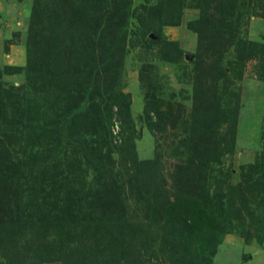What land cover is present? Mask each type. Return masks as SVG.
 Masks as SVG:
<instances>
[{
  "label": "rangeland",
  "instance_id": "rangeland-1",
  "mask_svg": "<svg viewBox=\"0 0 264 264\" xmlns=\"http://www.w3.org/2000/svg\"><path fill=\"white\" fill-rule=\"evenodd\" d=\"M36 1L0 0V192L9 193L1 183L9 164H28L19 181L26 204H18V196L15 202L0 200V216L7 220L12 213L3 210L15 206L27 225L26 214L42 217L46 200L70 211L61 223H40L32 231H3L10 225L0 223V264H264V0L131 1L112 87L121 102L113 109L116 124L104 148L100 182L96 163L83 150L92 149L94 139L85 137L111 103L110 93L102 92L106 79L100 78L88 101L75 81L72 90L53 86L59 74L50 72L67 65L66 78L71 66L79 70V42L70 36L80 29L81 12L68 1L71 7L35 21ZM44 19L48 25L36 39L34 23ZM203 20L210 33L201 47L192 24ZM63 29L69 34L49 39ZM46 41L48 48L42 47ZM42 62L44 77L37 71ZM204 109L207 116L196 113ZM232 110L237 115L231 125L213 120ZM206 123L211 131L200 129ZM123 133L133 134L130 174L122 171L123 155L131 154L121 150ZM191 161L193 174L199 173L195 165L204 166L198 180L203 177L202 190L214 207L203 218L196 207L192 217L185 216L186 192L171 187L174 166ZM60 174L66 178L57 181ZM36 187L45 199L31 203L41 196ZM95 191L102 196L97 207ZM114 200L121 203L120 217L105 214ZM161 200L186 218L168 228L167 218L154 216ZM91 218H99V228ZM39 236L46 246L34 252ZM10 249L18 250L11 261Z\"/></svg>",
  "mask_w": 264,
  "mask_h": 264
},
{
  "label": "trees",
  "instance_id": "trees-1",
  "mask_svg": "<svg viewBox=\"0 0 264 264\" xmlns=\"http://www.w3.org/2000/svg\"><path fill=\"white\" fill-rule=\"evenodd\" d=\"M68 1L75 2L77 6L80 7V12H81V22L79 23V27H78L81 30L80 29L74 30L73 32H71L72 35L70 36V38L76 39L79 42V45H76L78 47L76 51H79V53L81 52V54L79 55V59H78L79 70L76 71L74 67L71 66L72 69L68 70L67 72L68 73L67 76H69L70 78L69 77L63 78V76H66L65 72L67 69V65L64 66L62 70H58L57 72L52 71L50 73H52V75H55L57 73L59 74L58 81L52 82L53 86L55 87L66 89V90H72L75 87L73 86L72 83H74V81L77 82V85L81 86V87L79 86L80 91L85 93L83 101L85 99L86 101H88L91 98V96L97 94L96 87H97V83L100 81V78H103L104 76L106 79V83H105L106 86L102 89V92L110 93V96H112L110 97L111 103L107 107L106 112L103 113L102 118H100V124H98L96 129L93 130L92 134H89L85 137V140L90 137L91 139L92 138L94 139L93 146L91 147L92 149L83 150L87 156V159L89 161H93L94 164L96 163L95 170L97 173H99L97 175V178L98 180L100 179L99 180L100 182L102 180L100 178V175H101L100 173L101 172L104 173L105 171L103 168V161H102L103 154H104V148L106 144L109 143V141L111 142V133L113 131V126L116 124L114 122L115 119L113 118V111H114L113 109L115 105H119V103L121 102V99H120L121 96L117 95L118 94L116 93L117 90L114 93L112 87L115 86V81H117V77L119 73V67H120V64L122 63L121 61H122L123 45L128 35V24H129V17H130L129 8H130L132 0H72V1L60 0L58 3H55L54 1H48V0H37L35 3V7H34L35 8L34 10L35 21H38L41 18H46L52 12H56L57 10L61 11L65 9L66 7H71V5H68ZM53 19H57V22H58L62 18H61V15L59 14L58 17H53ZM78 21H80V19H78ZM36 23H34V27L37 30V33L35 35L37 39V34L40 33V30L43 31L47 27L48 22L47 20L44 19L42 20V22H39L37 24ZM52 25L50 27L54 28L55 23H53ZM192 25H193L192 27L196 31H198L201 36L199 43L202 47L204 40L206 38L208 39V36L210 33L209 24L207 23V21L203 20L199 24L193 23ZM66 30L67 29L65 30L63 29L58 32L52 31L51 35L49 34V39L52 37H55L56 33L62 37L66 36L67 34H69L68 33L69 30L68 31ZM81 37H84L85 41L83 42H85V44L81 42ZM46 42L48 44L46 43L42 47L48 48V46H50V42L48 41ZM68 46L70 48V45ZM42 53L44 57L43 60H45L46 55H47V50L45 49ZM65 59H68V57H65ZM69 64L72 65V62H70ZM42 65H43V62L38 64L37 67L40 69H38L37 71L41 75V77H44L45 74H43L44 71L42 70ZM61 71L62 73H60ZM52 78L54 77L51 76V79ZM120 106H121L119 107L121 109L120 114L121 116H123L124 115L123 109L125 107H123V105L121 104ZM71 110H69L68 112H71ZM72 112H71V116H74L75 113L72 114ZM196 113H200L201 116H204V117L207 116L208 114V112H206L205 109L204 111L199 110ZM236 115H237V111L232 110L229 112L221 113L218 116V119H214L215 117H213V120L214 121L217 120L218 124H221L222 122H228V124L231 125ZM69 117L70 115L67 114V117H65L64 119V123H66V121L68 122ZM210 118L212 119V117ZM207 124L208 123L201 126L200 129L204 127V129H207V131H211L212 127H210ZM65 134L66 133L64 132L62 134V137H65ZM130 135L131 133L127 137H125V134L123 133L122 134L123 141L121 142V150L125 151V148H127L130 150L129 152L131 153L129 154V156L125 154L122 157V158L127 157L126 160L123 161L124 165H122L123 167L122 171H124L127 174H130V170L134 167L133 161L135 160V154L133 151L134 149L133 141H131L133 138H130ZM132 136L133 134L131 135V137ZM81 138H82V134H81ZM62 160L66 162L65 158H62ZM129 160L131 161V166L128 165ZM45 162H47V160H45ZM9 166H13L11 169V172L6 173L5 175L6 179L4 180L5 182H1V183H5V185L8 186L9 193L0 192L1 193L0 200H3L7 203L13 199V201L15 202L16 200L15 198H17L16 196H18L19 199H22L18 202V204L25 205L26 196L24 195L25 191H22V190H24L26 187H22L19 181L22 179L25 169L26 167H28V164L27 165H22V164L16 165L14 163H10ZM193 166H194L193 161H191L190 163L178 162L174 166L171 172L173 176L171 187H172V190H174L173 188L175 186H179V187L181 186L182 191L186 192L185 199L183 200L184 206L186 207L187 205V211L185 213V216L192 217L191 207H196L198 209L197 213L200 214L199 216L203 218V216L205 217L207 215H210V212H212L211 209L214 207H212L208 203V195L202 190L203 189L202 182H204L203 177H200V180H198V174L203 173L205 171V168L203 169L204 166L195 165L194 169H196V172H199L198 174L197 173L193 174ZM65 169L69 170L67 167H65ZM40 170L44 171L43 165ZM61 177L66 178V176H64L63 174L61 176L60 174V175H57L55 179L59 181ZM163 177L164 176L162 175L161 178L163 179ZM62 187H63V184H60L59 188L62 189ZM59 188L58 187L56 188L57 192L60 191ZM16 189H17V192H16ZM35 189L33 190L35 191L38 190V192L40 193L43 192L42 190H40V188L36 187ZM172 190H171V193L173 192ZM20 191H22V193L18 194V192ZM70 191H72L71 188H69V192ZM12 194L13 195L15 194V196L13 197ZM99 196H100L99 192L96 193L95 191V195L93 199V205L95 207H97V205H99V203L102 200L101 199L102 196L101 197ZM44 197L45 196H43V194L41 193V196L38 197L37 195H35L31 199H29V201H31V203H33V201H37L38 203V200L43 199ZM114 202L115 200L113 201L111 206L108 205L104 208L106 210L105 214H109L110 216H113V217L115 216L120 217L121 212H119L118 209L121 207V203L117 202L116 204ZM157 203L158 204H155L153 208L155 210L154 216L159 215L160 216L159 218L161 219L167 218L166 221L167 223L169 222L168 228L169 226H171V223L172 224L176 223L175 220L182 219L183 221V219L186 218L185 216L184 217L182 216L184 213L177 212V210L175 211V208H172V206L169 207L162 200ZM106 204L107 203L103 202L102 205L100 206H103ZM183 204H181L180 206H177L178 209L179 207L182 208ZM40 206L46 209L42 213L43 218L40 215L38 217L35 214L28 213L26 214L27 215L26 220L28 221L27 225H24L22 222L19 221V214L18 212L14 211V209H16L17 207L13 206V207H9L8 209L6 208V210L5 211L3 210V212H6V211L11 212L12 215L10 216L8 215L7 220H4V218L0 216V223L8 224L10 225L9 226L10 228H8L7 226H4L2 230L4 231L5 229H12L13 232L16 233V231L23 232L27 228H30L32 231L34 229V226L38 228L37 225H40V223H47V222L48 224L61 223L60 222L61 215L66 217V215L70 211L69 208L65 209V208L60 207L56 201L52 203V201L49 202L46 200V201H43V204H41ZM19 208L20 207H18V209ZM169 214L170 215L172 214L171 218L170 217L168 218ZM9 219H11V221H8ZM90 220H91L90 222H92L90 224L96 223V225H98L97 228H99L100 224L102 223L99 220V218H96V220L94 218H91ZM186 221L187 220H185V222ZM193 224H195L194 221L190 223V225L192 226ZM49 228H51V226ZM2 230L0 229V236L1 235L4 236ZM47 231H48V228L46 229V232ZM41 236H39L35 240L37 243H40V245L38 246V249H33L34 252H37V251L39 252L41 251V249H44L42 246H46V244L44 243L46 239L39 241ZM166 239H167V247H169V245L171 244V241L169 238H166ZM10 250L11 251H9V253L11 255L9 256L10 257L9 259L11 261L14 259V256L16 255L15 253H17L18 250L17 249H10Z\"/></svg>",
  "mask_w": 264,
  "mask_h": 264
}]
</instances>
